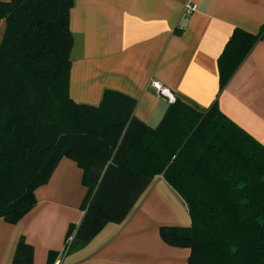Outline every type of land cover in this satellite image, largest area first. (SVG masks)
Segmentation results:
<instances>
[{"label": "trees", "instance_id": "16d2710c", "mask_svg": "<svg viewBox=\"0 0 264 264\" xmlns=\"http://www.w3.org/2000/svg\"><path fill=\"white\" fill-rule=\"evenodd\" d=\"M73 7L74 0H0V219L25 217L66 157L88 189L82 221L67 231L68 254L126 221L162 176L191 218L188 227H161L163 242L189 249V264H264V146L217 104L201 113L176 99L153 128L135 116L138 100L115 90L98 105L76 103ZM263 36L235 31L219 62L221 90ZM33 260L21 239L13 264Z\"/></svg>", "mask_w": 264, "mask_h": 264}, {"label": "crops", "instance_id": "0c3cea01", "mask_svg": "<svg viewBox=\"0 0 264 264\" xmlns=\"http://www.w3.org/2000/svg\"><path fill=\"white\" fill-rule=\"evenodd\" d=\"M186 4L193 13H185ZM5 29L2 21L0 44ZM70 29L76 103L98 105L106 89L115 90L138 100L135 116L155 128L173 103L157 84L198 112L217 104L264 146V36L222 90L219 65L236 30L264 31V0H74ZM82 179L77 163L63 157L25 217L17 224L0 219V264H13L21 239L34 248L33 264H189V249L160 236L161 227L191 224L186 204L162 176L126 221L108 224L78 252L64 253L69 226L84 215Z\"/></svg>", "mask_w": 264, "mask_h": 264}, {"label": "built area", "instance_id": "2783aa9c", "mask_svg": "<svg viewBox=\"0 0 264 264\" xmlns=\"http://www.w3.org/2000/svg\"><path fill=\"white\" fill-rule=\"evenodd\" d=\"M194 10H195V7L193 5H191V4H186L185 7H184L185 13H188V14L193 13ZM154 86H156V88L159 90V92L162 95L166 96L170 102H174L175 101L174 96L172 95V93L168 89L163 88V87H161V86H159L157 84H155ZM71 241H72L71 238H69L67 240L66 245H65V249H64V253H67V250L69 248V245H70Z\"/></svg>", "mask_w": 264, "mask_h": 264}]
</instances>
